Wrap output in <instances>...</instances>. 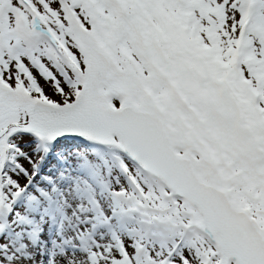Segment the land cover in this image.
Returning <instances> with one entry per match:
<instances>
[{"label": "snow or ice", "instance_id": "snow-or-ice-1", "mask_svg": "<svg viewBox=\"0 0 264 264\" xmlns=\"http://www.w3.org/2000/svg\"><path fill=\"white\" fill-rule=\"evenodd\" d=\"M0 264H264V0H0Z\"/></svg>", "mask_w": 264, "mask_h": 264}]
</instances>
